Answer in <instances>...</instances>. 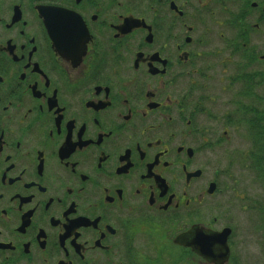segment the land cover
Wrapping results in <instances>:
<instances>
[{"label":"flooded vegetation","instance_id":"af4514ba","mask_svg":"<svg viewBox=\"0 0 264 264\" xmlns=\"http://www.w3.org/2000/svg\"><path fill=\"white\" fill-rule=\"evenodd\" d=\"M234 242L264 260V0H0V264Z\"/></svg>","mask_w":264,"mask_h":264},{"label":"rangeland","instance_id":"374dc122","mask_svg":"<svg viewBox=\"0 0 264 264\" xmlns=\"http://www.w3.org/2000/svg\"><path fill=\"white\" fill-rule=\"evenodd\" d=\"M234 250L238 264H264L256 255L255 242H234Z\"/></svg>","mask_w":264,"mask_h":264},{"label":"water","instance_id":"95a60500","mask_svg":"<svg viewBox=\"0 0 264 264\" xmlns=\"http://www.w3.org/2000/svg\"><path fill=\"white\" fill-rule=\"evenodd\" d=\"M227 237H228V230L225 229L221 232L214 233L212 236L210 235L208 239H212L214 244L215 243H220L223 247H225L226 252L225 254L228 255V245H227Z\"/></svg>","mask_w":264,"mask_h":264}]
</instances>
